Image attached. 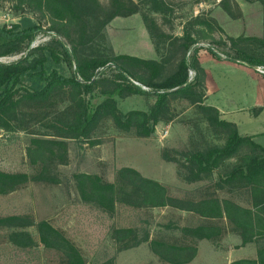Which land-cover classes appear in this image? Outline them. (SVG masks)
Returning a JSON list of instances; mask_svg holds the SVG:
<instances>
[{"label":"trees","instance_id":"1","mask_svg":"<svg viewBox=\"0 0 264 264\" xmlns=\"http://www.w3.org/2000/svg\"><path fill=\"white\" fill-rule=\"evenodd\" d=\"M2 1V0H0ZM24 4L51 21L55 36L46 45L32 50L16 62H0V131H22L32 136L26 156L33 173H8L0 170V194H8L28 182L59 183L57 167L68 162L67 141L88 142L105 121H111L120 131L137 137H150L156 125L169 121L172 99L181 98L200 103V95L189 90V70L198 66L200 50L211 57L221 56L213 47L192 48L194 39L189 33L181 38L175 69L162 76L167 60L161 62L130 55L99 53L92 45L103 38V29L118 16H129L139 11L133 0H8ZM260 1L264 7V0ZM150 8L165 12L162 0H148ZM150 32L151 20L144 15ZM38 31L30 18H21L12 28L0 27V56L20 53L28 49ZM231 48L226 59L250 67L264 66V37L230 39ZM189 54L190 57L187 55ZM72 72L65 76L60 64ZM148 87L146 91L142 86ZM99 91L106 98L89 107L87 95ZM155 97L148 110L123 112L115 94H148ZM206 121L215 132L224 134L222 144L211 145L184 153L187 168L185 179L198 181L218 172L215 188H247L251 206L244 207L228 198H220L215 191L197 200L172 197L165 185L149 180L130 167L118 170L114 181L97 174L77 173L74 180L83 201L100 210L113 213L118 204L139 208L174 207L185 209L205 219L196 227H185L182 232L193 240L207 239L217 243L225 233L223 221L241 238V244L264 241V146L252 136L241 135L236 126L220 118L212 106H199ZM235 160L229 167L228 162ZM182 162V163H181ZM34 222L29 215L0 216V233L17 247L28 248L36 238L25 228ZM38 241L45 248H54L66 256L81 260L76 245L63 231L47 221L37 225ZM114 239L120 249L148 241V235L137 239L133 228H116ZM150 247L161 260L172 264H187L197 255L194 244L178 245L163 238H152ZM231 264H264V246L254 259H238Z\"/></svg>","mask_w":264,"mask_h":264},{"label":"rangeland","instance_id":"2","mask_svg":"<svg viewBox=\"0 0 264 264\" xmlns=\"http://www.w3.org/2000/svg\"><path fill=\"white\" fill-rule=\"evenodd\" d=\"M133 1L138 4L139 11L112 19L103 29V38H97L93 43V49L102 54H124L159 62L167 60L166 69L161 73L166 76L175 69L179 59V42L175 39L189 33L194 39L192 48L213 47L221 56L220 59L210 57L207 51L200 50L198 66L189 70V90L200 95L202 102L172 99L169 121L159 122L155 132L145 138L120 131L111 121H105L88 142L67 141L68 162L57 167L59 183L30 181L18 190L0 194V216L29 215L34 223L25 229L36 238L34 246L21 248L0 233V264H172L154 253L149 243L152 238H163L178 245H196L197 255L187 264H231L238 259L256 258L258 248L264 246L263 240L242 245L241 238L226 220L223 221L225 233L217 243L207 239L193 240L182 229L196 227L205 219L185 209H135L118 204L115 212L108 213L81 199L74 174H97L104 180L114 181L118 170L130 167L144 178L165 185L172 197L183 201L187 198L197 200L216 189L220 198H228L244 207L251 206L247 188H215L219 171L195 182L188 181L185 179L188 169L174 158L184 161V153L224 141V134L211 129L199 106L215 107L219 113L221 108L224 113H220V118L234 119L240 134L252 136L264 146V105L250 111L229 112L234 104L243 106L244 99L250 96L245 95L241 78L222 64L234 62L225 57L231 48L230 39L264 37L263 4L247 0H162L168 9L156 12L150 8L148 0ZM144 15L156 28L154 34L150 32ZM23 17L36 23V36L28 49L0 56L2 63L18 61L32 50L46 45L56 34L48 16L16 1H0V27L12 28ZM202 55L207 58L202 59ZM241 65L264 77L259 66ZM59 70L65 76L72 75L64 63L60 64ZM214 83L218 89L207 92L212 89L209 84ZM142 87L151 91L144 85ZM113 97L123 112L148 110L155 101L151 93L124 97L115 94ZM105 98L106 95L95 91L87 95L88 105L95 107ZM31 139L30 134L22 131H0V170L33 173L34 168L26 156ZM234 161H229L221 172ZM41 221L61 229L76 245L81 260L70 258L61 250L45 248L37 238V225ZM116 228H133L137 239L142 240L148 235V241L120 249V243L113 237Z\"/></svg>","mask_w":264,"mask_h":264},{"label":"crops","instance_id":"3","mask_svg":"<svg viewBox=\"0 0 264 264\" xmlns=\"http://www.w3.org/2000/svg\"><path fill=\"white\" fill-rule=\"evenodd\" d=\"M201 57L202 59L207 58L204 55H202ZM222 64L227 65V68L230 67L231 72H234L236 76L241 78L240 80L241 83L242 84L244 83L245 85V95L250 96V98L244 99L243 106L234 104L232 107H230L229 112L234 113L235 111H238V112L250 111V109L253 107L264 105V77L263 76L258 75V73L254 72L252 69L244 67L243 65L237 62L234 63V62L225 61ZM209 85L212 87V89L211 90L208 89L207 92L211 93L212 91H216V88L218 89V86L215 83L209 84ZM219 110L221 114L224 113L221 108H219ZM224 121L227 123H231L235 126L237 125L234 119L224 120ZM246 136H249V135H246Z\"/></svg>","mask_w":264,"mask_h":264},{"label":"built area","instance_id":"4","mask_svg":"<svg viewBox=\"0 0 264 264\" xmlns=\"http://www.w3.org/2000/svg\"><path fill=\"white\" fill-rule=\"evenodd\" d=\"M258 70L260 73H262L264 75V67L263 66H259Z\"/></svg>","mask_w":264,"mask_h":264}]
</instances>
